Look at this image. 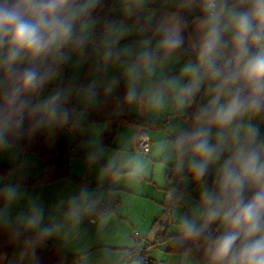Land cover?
<instances>
[{
    "label": "clouds",
    "instance_id": "obj_1",
    "mask_svg": "<svg viewBox=\"0 0 264 264\" xmlns=\"http://www.w3.org/2000/svg\"><path fill=\"white\" fill-rule=\"evenodd\" d=\"M100 4L0 0V149L71 120L65 107L70 90L44 92L70 53H83L93 41V13ZM121 4L145 35L134 48L118 47L129 29L107 21L103 58H128L129 102L147 97L154 109L170 104L182 118L161 148L179 174L200 185L191 215L179 218L177 239L202 241L205 264H264V0H163L160 8L152 0ZM170 64H178V71L161 75ZM122 166L132 179L146 169L138 157ZM0 197L6 202L0 220L16 245L7 264H39L38 249L61 224L46 222L36 200L11 216L9 206L22 198L19 185L0 188ZM86 198L81 192L69 200L67 220L79 222Z\"/></svg>",
    "mask_w": 264,
    "mask_h": 264
},
{
    "label": "crops",
    "instance_id": "obj_2",
    "mask_svg": "<svg viewBox=\"0 0 264 264\" xmlns=\"http://www.w3.org/2000/svg\"><path fill=\"white\" fill-rule=\"evenodd\" d=\"M162 2L163 0H152L151 6L160 8ZM116 5H122L121 0H112L109 8L110 13L116 17L113 22L122 23L129 29L128 34L120 40L118 47L134 48L145 33L139 30V22L124 20L134 17L126 16L124 12H113L112 8L117 7ZM93 16L97 20L93 30L95 34L100 16L95 14ZM104 35L105 32L94 44L88 45L85 53H70L71 60L69 59L64 64L68 72H70L69 66L72 60L77 66L78 64L84 66V75L80 80L81 90L85 89L81 93L82 102L72 103L71 100L68 103V106H76L80 110L70 111L78 121L76 122L77 126L75 128L71 121L72 127L69 128L59 129L58 124L50 125L46 140L47 146L52 148L57 137L62 133L70 142H75L70 169L76 178L86 181L78 182L71 178H61L43 184L21 183L19 180L23 178H35L40 174L43 167L42 159L34 157L35 155H31L29 152L20 154L15 145L0 149V166L15 168L12 172L4 175L0 173V188L8 184H16L19 185L22 193V198L9 206L11 216L14 217L18 211L25 209L29 201L36 200L45 209L46 222L51 220L61 224L60 231L52 239L66 253L73 255L69 264H138L136 260L127 261L128 254L134 249L141 250L145 252L146 256L163 261L165 264H197V260L192 254H178L169 251L170 246L178 240L177 238H168L159 242L155 237L152 238L153 234L149 232L151 228L156 231L154 226L149 225H151L152 217H156L155 213L160 209L162 201L168 197L177 196L180 191L178 189L175 192L177 187H185L181 181L189 180L194 185L193 189L198 183L193 181L190 175L182 176L178 183L167 177L173 171H177L174 158L166 150H163L161 145L182 126V118L177 115L170 104L162 110H156L151 106L147 97H144L129 102V110L152 123H159L158 126L135 125L125 119L90 121L89 107L98 101L96 87L111 94L117 90L120 83L128 86V80L124 74V60L128 58H123L119 62H106L103 58ZM178 68V64L167 65L161 69V75L175 73ZM148 83L146 82V85ZM197 104H194L189 112L194 111ZM140 128H144L151 139V150L148 155H144L134 148L135 136ZM132 157H138L146 164L145 172L137 179L129 178L127 169L122 166ZM81 192H85L87 196L84 200L87 211L81 215L79 222L74 224L66 219V213L69 210L68 202L72 198H79ZM110 197L117 199L116 206L119 208L108 211L91 221L93 207ZM181 198L182 196L178 198L177 202ZM132 201L150 203V207L154 210L146 209L142 221H136L128 214ZM5 204L4 199L0 197V208L5 207ZM166 225L162 230L167 235H172L166 231ZM0 226L10 228L3 220H0ZM147 228L150 229L147 230ZM132 233L139 234V240L134 238L135 241H132ZM142 233L150 239H143L145 235L143 236ZM44 247L45 244L38 250ZM15 251V244L8 254L0 251V255L5 257L0 259V262L7 264V258L12 257Z\"/></svg>",
    "mask_w": 264,
    "mask_h": 264
},
{
    "label": "trees",
    "instance_id": "obj_3",
    "mask_svg": "<svg viewBox=\"0 0 264 264\" xmlns=\"http://www.w3.org/2000/svg\"><path fill=\"white\" fill-rule=\"evenodd\" d=\"M111 3L112 0H101L100 6L93 13V15L95 14L100 16V21L95 29V32L100 35L105 32V23L116 19V17L109 11ZM124 20L128 22H139L136 17ZM96 89L98 91V101L95 105L89 107L90 121L125 119L128 122L140 126L159 125V123H152L151 121L130 112L129 101L125 98L128 90L127 85L120 83L117 90L111 94L101 88L96 87ZM48 132L49 127L37 131L33 136L25 138L15 145L18 147L20 154L25 152L33 153L43 160V167L38 176L35 178L26 177L19 180V182L25 184H43L50 183L61 178H71L78 182H85L86 180L76 178L70 169V161L73 156L72 149L75 142H70L64 134L60 133L53 147L49 148L46 144ZM103 140L105 141V138ZM14 169L15 168L0 166V173L4 175L12 172ZM182 176L184 175L173 171L167 177L169 180H173L178 183ZM207 179L210 183L211 177H208ZM187 190L188 188L182 187L178 195L172 197L173 201L177 202L178 198ZM108 199L115 200V204L112 207L114 208L118 203L117 199L114 197H110ZM10 232V228L0 226V251H4L6 254H8L14 246V243L10 240ZM172 236L173 235H167L164 230H162L156 234V240L162 242ZM169 251L178 254H192L196 258L197 264H205L202 241L180 242L177 240L170 246ZM131 252L135 253V257L132 260H136L138 264H144L142 263V258L148 257L145 252L141 250L134 249ZM38 257L39 264H69L73 255L66 253L54 239L50 238L46 241L45 247L38 250ZM0 264L4 263L0 262Z\"/></svg>",
    "mask_w": 264,
    "mask_h": 264
},
{
    "label": "rangeland",
    "instance_id": "obj_4",
    "mask_svg": "<svg viewBox=\"0 0 264 264\" xmlns=\"http://www.w3.org/2000/svg\"><path fill=\"white\" fill-rule=\"evenodd\" d=\"M112 10H113V12H116V13H122L123 12L122 5H119L117 7L112 8ZM95 21H97V20H95ZM85 50H87V48ZM69 71L70 72H68V69L66 70L65 65H63L60 76L57 79L50 82L48 85H46L44 95H47L48 93H50L51 91H53L57 88L69 89L70 95H69V98H68V101H67L65 107L67 109H69V111H74V112L80 111L76 108V106L75 107H73L72 105L68 106V103L71 100H72V103L73 102L77 103L79 101L82 102L81 93H83V91L85 89L83 87L84 90H81L82 88H80V87H82V86H81L80 80L82 78L81 76L84 75V73H83L84 72V66L79 65V64L77 66V64H75L74 61L72 60L70 66H69ZM89 86H91V85H89ZM86 90H87V88H86ZM87 93H89V92H87ZM70 121L74 123V126L76 128V126H77L76 122H78L77 119H75L71 115ZM75 137H77V136H75ZM31 155H35V154L31 153ZM34 157H38V156L35 155ZM20 165H21V163H20ZM181 182H182L181 184L185 185V187L188 188V190L183 193L182 198H181V200H179V202H174L173 199L169 198V197L166 200L162 201V204H160V206H161L160 209L158 211H156V213H155V215H156V217H154L155 219L152 217V219L150 221L151 225H149L151 227L154 226L156 231L152 230V228L151 229L147 228V230L150 229V231H149V232H151L150 234H153L152 238H154V237L156 238V234L159 233V231L165 227V224H167L166 225L167 227L165 228L166 231L169 234L173 235L171 238L176 239L177 238V224H178L179 218L183 215H191L192 210L196 207L198 200H199V188H200L199 183L195 184L197 186H195V188L193 189L192 187L194 185H192V183H190L189 180H185V181L182 180ZM178 189L179 188L177 187L175 192H177ZM178 193H177V195H178ZM150 206H151L150 203H142L140 201H132L131 202V209H130V212L128 211V214L134 220L142 221L143 213L146 209L151 210V211L154 210ZM117 208H119V207L116 206L114 209L113 208L110 209V211L111 210L113 211ZM144 229L146 230V228H144ZM174 234H176V235H174ZM142 235L143 236L145 235L143 237V239H146V240L150 239L149 237H147L146 234L142 233ZM137 236L140 238L139 234ZM131 237H132V241H135L133 233L131 234Z\"/></svg>",
    "mask_w": 264,
    "mask_h": 264
},
{
    "label": "built area",
    "instance_id": "obj_5",
    "mask_svg": "<svg viewBox=\"0 0 264 264\" xmlns=\"http://www.w3.org/2000/svg\"><path fill=\"white\" fill-rule=\"evenodd\" d=\"M99 36L100 34L95 33L93 35V41L89 44V46L94 44L98 40ZM69 127H72V124L70 121L67 124H58V128H69ZM134 148L136 151L144 155H148L150 153L151 139L144 128H140L138 132L136 133ZM179 189L181 190L182 188H179ZM114 204H115V200L113 199H110V200L107 199V200L100 201L93 207L90 220L94 221L97 217L106 214L108 211H110V209H112ZM134 238L136 240H139V237L136 234H134ZM134 257H135V253L130 252L127 256V261H131ZM142 263L144 264H165L163 261H158L155 259H151L149 257H143Z\"/></svg>",
    "mask_w": 264,
    "mask_h": 264
},
{
    "label": "water",
    "instance_id": "obj_6",
    "mask_svg": "<svg viewBox=\"0 0 264 264\" xmlns=\"http://www.w3.org/2000/svg\"><path fill=\"white\" fill-rule=\"evenodd\" d=\"M178 188H182V186H179Z\"/></svg>",
    "mask_w": 264,
    "mask_h": 264
}]
</instances>
